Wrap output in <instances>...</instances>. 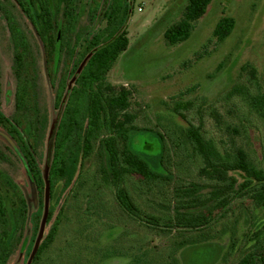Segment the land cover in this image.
Listing matches in <instances>:
<instances>
[{"label":"rangeland","instance_id":"rangeland-1","mask_svg":"<svg viewBox=\"0 0 264 264\" xmlns=\"http://www.w3.org/2000/svg\"><path fill=\"white\" fill-rule=\"evenodd\" d=\"M49 2L60 28H64L70 18L62 16L58 0ZM187 2L130 0L131 15L125 28L129 46L115 63L107 81L116 89L126 87L131 91L129 112L138 116L137 126L148 128L131 133V149L148 158L154 170L167 174L157 159L163 151V142L154 129L167 139L169 129L185 128L189 122L202 125L205 139L221 154L236 146L242 147L257 166L264 169V121L255 115L246 116L242 100L228 96L235 85L250 87L251 68L257 70L259 84L264 88V0H212L206 14L195 23L191 37L171 47L167 45L164 33L181 20ZM102 5L103 0H74L76 15L72 23L75 29L68 34L72 46L77 36L86 34L89 40L93 33L106 26V21L102 20L95 26ZM223 17H232L235 29L223 42H218L214 29ZM17 29L29 36L33 48L30 55L38 66L35 101L27 116L21 118V128L25 138L36 148L45 183L40 187L35 185L19 148H16L17 141L9 133L10 128L0 124V191L13 236L6 264H28L46 209L47 217L51 214V219L46 220L40 246L57 219L59 228L49 253L45 254L48 258L40 264H139L141 249L158 252L167 260L174 248L177 231L167 229V233L158 234L139 227L109 190L94 192L87 199L83 192L78 195L73 188H68L70 183L78 180L82 170L81 122L78 128L72 129L68 139L65 175L56 179L55 186L50 187L47 194V172L55 151L53 135L62 116L56 106V96L64 64L56 78L50 80L44 67L43 49L33 38L28 19L14 0H0V104L6 116H18V83L12 45V36L18 34ZM76 101L75 96L71 97L66 110L73 111L78 106ZM182 104H189V109L182 110ZM175 107L181 108L186 120L175 114ZM83 113L81 106L77 116L79 121ZM176 135L173 137L176 142L169 141L170 179L148 183L136 177L128 183L137 205L155 216L174 215V202L179 199L176 190L187 189L191 196L200 195L205 200L213 189V181L201 175L200 165L182 143L179 130ZM92 160H87L85 165L91 168ZM86 176L84 172L83 177ZM22 200L27 202L26 209L22 207ZM213 203L207 200L206 204L212 207ZM41 205L42 212L36 218ZM62 208L64 212H61ZM200 208L206 210V206ZM257 232H260L258 240L263 245L264 208H257L247 197L237 200L224 218L197 231L186 233L182 230V240L193 235L198 237V244L177 251V264H238L251 251L264 252L263 246L260 249L254 247L256 238L249 241ZM202 235H206V239L201 238ZM153 257L157 264H164L159 255ZM141 258L145 264L146 260Z\"/></svg>","mask_w":264,"mask_h":264},{"label":"trees","instance_id":"trees-1","mask_svg":"<svg viewBox=\"0 0 264 264\" xmlns=\"http://www.w3.org/2000/svg\"><path fill=\"white\" fill-rule=\"evenodd\" d=\"M14 2L28 19L32 26L33 38L38 40L43 49L44 67L48 78L54 80L61 64H64V74L59 81L56 96V106H59L62 116L53 135L55 151L47 172L49 188L52 189L55 186V181L59 176L65 175L67 162L65 152L68 139L72 129L78 128L81 122L83 130L79 141L81 145L79 152L82 153L80 155L83 160L81 176L79 175L75 183H70L68 188H73L78 195L83 192L87 199H90L94 192L109 190L139 227L142 226L158 234L167 233V229L170 230L169 232L177 231L176 238L174 237L173 240L174 248L167 260H164L158 252L141 249L139 255L137 253L140 259L139 264H144L141 257L146 260L145 264H157L154 255H159L164 264H177L176 252L182 250V247L195 245L196 238H198L190 235L182 240V230L190 233L211 225L219 218H224L237 200L247 197L255 202L257 208H264V169L259 168L250 153L242 147L236 146L221 154L212 142L205 139L202 125L195 126L188 122L185 128L169 129L167 139L159 130L154 129L163 142V151L157 159L167 174L154 170L148 158L146 159L141 153H136L131 149V133L148 128L137 126L135 122L138 116L129 112L132 104L131 91L126 87L116 89L107 81L115 63L129 46L125 28L131 15L130 0H103L101 13L96 18L95 26L101 20L106 21V26L93 33L89 40L86 34L81 37L77 36L74 46L70 44V35H68L72 34L75 29L72 23L76 15L74 0H58L62 16L70 18L69 24L64 28H60V23L54 15L49 0H14ZM211 2L212 0H188L181 20L171 25L164 33L167 45L173 47L187 41L192 35L195 23L206 14ZM234 29L235 20L232 17H223L214 29V37L218 42H223ZM92 30L95 31V29ZM12 45L14 70L18 83L16 94L18 116L14 118L6 116L1 111L0 104V124L10 128L9 133L17 141L16 148H19L28 175L35 185L40 187L45 182L42 176L43 170L37 160L36 148L25 138L24 130L21 128L23 123L21 118L27 116L35 101L34 89L38 66L35 58L30 55L33 48H31V41L25 31L18 30V34L12 36ZM250 74V87L235 85L228 96L229 98L235 96L242 100L246 107V116L255 115L264 121V88L259 84L258 72L255 68L250 69ZM74 96L78 106L69 112L68 109L66 110V104ZM81 106L84 113L82 120L79 121L77 116ZM181 107L182 110H187L190 105L182 104ZM174 112L186 120L181 108L175 107ZM245 123H243V128L246 126ZM178 130L182 136V143L197 159L201 175L213 181V189L209 198L205 197V200L200 195L191 196L187 189L176 190L179 199L174 202V215L155 216L146 213L137 205L133 190L128 183L136 177L148 183L165 182L170 179L169 141L176 142L177 139L173 137ZM91 158L93 159L92 169L85 165V162ZM84 172L87 174L86 177H83ZM207 200L214 202L212 207L206 204ZM21 202L22 207L26 209L27 202L24 200ZM203 206H206V210L201 211L200 207ZM42 208L43 205L41 209L38 208L36 218L42 212ZM64 210L62 208L61 212ZM195 210H200V212ZM21 214H24V211ZM49 216L50 221L51 214ZM58 228L59 219L42 242L31 264H40L48 258L46 255L50 251ZM259 234L260 232L254 233L249 241L257 239L254 247L260 249L264 247V244L260 245ZM201 238L206 239V235H202ZM12 241L11 225L5 200L0 191V264H6ZM238 264H264V252L251 251L244 255Z\"/></svg>","mask_w":264,"mask_h":264},{"label":"water","instance_id":"water-1","mask_svg":"<svg viewBox=\"0 0 264 264\" xmlns=\"http://www.w3.org/2000/svg\"><path fill=\"white\" fill-rule=\"evenodd\" d=\"M46 189H47V194H48V190H49V183H48V182H47V187H46ZM47 218H48V217H47V209H46L45 217H44V219H43V223H42L41 232H40L39 237H38V239H37V241H36V244H35L34 250H33L32 255H31V257H30V259H29V261H28V264H31L32 259L34 258L36 252H37L38 249H39V246H40V243H41V240H42L43 234H44V227H45V224H46V220H47Z\"/></svg>","mask_w":264,"mask_h":264}]
</instances>
